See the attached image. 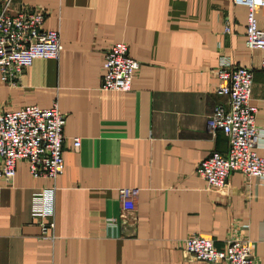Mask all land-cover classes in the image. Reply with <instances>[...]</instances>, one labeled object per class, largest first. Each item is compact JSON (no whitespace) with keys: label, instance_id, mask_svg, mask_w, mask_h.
Returning a JSON list of instances; mask_svg holds the SVG:
<instances>
[{"label":"crops","instance_id":"obj_1","mask_svg":"<svg viewBox=\"0 0 264 264\" xmlns=\"http://www.w3.org/2000/svg\"><path fill=\"white\" fill-rule=\"evenodd\" d=\"M11 8L44 13L62 52L34 61L15 86L0 82V106L57 105L66 117L64 173L34 179L20 162L14 179L0 178V264H207L185 252L191 236L215 248L245 237L264 264V179L232 173L215 192L196 175L212 152L227 151L225 137L206 128L225 103L216 94L220 59L252 70L250 104L264 127L263 52L245 47L246 8L227 0H11ZM121 42L139 63L131 91H101L105 52ZM256 152L264 159V138ZM52 185L48 241L30 204ZM122 188L139 190L132 211L122 210Z\"/></svg>","mask_w":264,"mask_h":264},{"label":"built area","instance_id":"obj_2","mask_svg":"<svg viewBox=\"0 0 264 264\" xmlns=\"http://www.w3.org/2000/svg\"><path fill=\"white\" fill-rule=\"evenodd\" d=\"M246 8L245 47L263 52L264 24L258 25V15L264 21V0H227ZM45 14L37 11H12L11 0L0 9V82L15 86L22 73L36 60L57 61L62 52L59 34L44 28ZM229 33V27L224 29ZM139 69V63L129 56L125 43H115L102 62L100 90L126 94ZM216 94L225 103L216 106L206 122L208 132L222 134L227 140L226 153L212 152L202 160L196 175L210 191L221 192L228 187L232 173L245 179H264V159L256 150L262 145L264 127L255 123L257 109L250 104L253 72L246 67H234L225 58L215 69ZM66 117L56 104L50 108L36 105L16 110L0 106V178L12 180L18 163L25 162L34 179L55 182L64 173L63 129ZM80 146L74 139L73 147ZM55 192L52 185L31 195V216L40 237L52 241L55 229ZM123 212L132 211L139 194L135 188L118 191ZM112 225L114 221L110 222ZM244 230L248 226L242 227ZM185 252L195 261L207 264H256L254 244L245 237L227 240L221 248L202 236H191L183 241Z\"/></svg>","mask_w":264,"mask_h":264}]
</instances>
